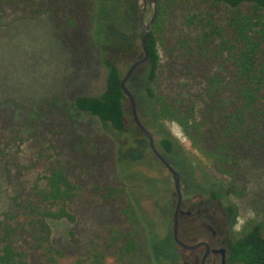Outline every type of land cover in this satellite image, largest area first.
Masks as SVG:
<instances>
[{"label": "trees", "instance_id": "trees-1", "mask_svg": "<svg viewBox=\"0 0 264 264\" xmlns=\"http://www.w3.org/2000/svg\"><path fill=\"white\" fill-rule=\"evenodd\" d=\"M99 1L56 0L50 9L43 4L31 11L36 17L52 10L63 20L59 28L83 31L102 49L107 68L105 91L97 96L77 95L72 106L79 113L98 118L105 127L103 131L93 128L80 141V148L91 154L88 158L74 161L69 155L71 159L62 163L51 151L61 142L40 130L44 116L54 114L52 103L41 100L27 105L12 100L26 113L22 117L0 108V158L11 190L10 209L0 214V264H60L66 254L53 244L50 220L76 221L71 208L81 187L80 177L105 161L112 163L117 176L102 186V202L122 199L126 220L142 223L119 167L120 135L128 133L130 125L125 105L128 99L121 85L124 76L95 33L102 10L109 12L106 19L119 33L118 25L113 26L109 18L114 9H131V1L119 0L122 3L116 6L102 4L104 7ZM28 2L0 0L2 5L24 9ZM147 2L154 4L156 0ZM157 4L146 42L150 57L141 93L148 101L147 113L153 123L144 116L141 120L161 135L156 142L160 151L174 158L187 176H197L198 165L166 129L167 121L176 122L213 169L224 176L226 190L220 195L213 190L212 196L243 197L249 170L264 173V0H157ZM176 83L179 88L173 86ZM26 146L32 151L30 157L23 152ZM67 149L63 147L62 152ZM35 171L34 181L26 179ZM254 209L262 222L250 220L230 237V264H264V202L255 203ZM227 211L233 215L234 206ZM107 231L101 244L73 264H117L109 263L108 257L122 260L138 251L132 229L121 230L110 223ZM70 234L75 240L74 232Z\"/></svg>", "mask_w": 264, "mask_h": 264}, {"label": "rangeland", "instance_id": "rangeland-1", "mask_svg": "<svg viewBox=\"0 0 264 264\" xmlns=\"http://www.w3.org/2000/svg\"><path fill=\"white\" fill-rule=\"evenodd\" d=\"M55 1L29 0L25 9L22 6L0 4V108L10 109L17 117H22L26 113L23 114L15 107L12 100L27 105H35L41 100L52 103L54 114L44 116L40 130L61 142L60 147L51 151L56 161L59 159L66 163L71 159L69 155L74 157V161L88 158L91 154H88L85 148H80V141L85 139L93 128L103 131L105 127L98 118L77 112L72 103L80 94L101 95L106 89L107 68L102 60V49L92 43L85 32L59 28L57 25L63 23V20L56 18L52 10L36 17L31 12L43 4L50 6V9L57 3ZM129 1L131 9H114L109 18L112 25H118L119 33L109 25L106 19L109 12L106 10L101 11L99 25L95 31L100 38L99 43L102 47L104 45L105 52L115 60L123 76L130 65L143 55L139 18L143 1ZM119 2L121 1H99L101 7H104L102 4L116 6ZM153 14L154 4L148 2L143 22L148 23ZM112 36L115 39L118 37L117 41L112 38L111 42ZM146 69L147 63L141 65L129 79L128 86L139 96L135 98L140 118L144 116L146 121L152 124L153 119L147 113L148 101L141 94L146 85ZM173 86L179 88L180 84ZM125 105L130 125L129 132L120 135L119 143L122 144L121 148L117 147L121 152L119 167L142 223L137 225L126 220L123 212L125 203L122 199L111 204L102 202V186L108 179L115 181L117 176L110 161L102 162L80 177L81 187L71 208L76 215V221L70 223L59 219L50 220L53 244L66 254L60 264H73L86 257L97 243L103 242L110 223H116L121 230L132 229L138 251L122 260L109 256V263L187 264L188 259L195 263L199 257L194 252L178 246L173 237L176 192L172 175L151 155L153 153L148 139L135 124L129 100ZM145 126L154 134L156 142L160 140L161 135L155 134L153 127ZM165 126L192 156L199 169L197 176H187L174 158L163 153L181 173L184 210L194 206L191 216L180 217L179 236L183 241L196 243L208 236L204 227L197 223L205 214L211 217V220L206 221L218 231L222 228L216 220L221 219L222 223H225L223 229L227 227L232 237H235L248 221L262 222L261 216L255 213L254 205L264 202L263 172L249 170L247 192L243 197L229 194L215 199L212 196L213 190L219 195L226 190L224 176L213 169L210 161L192 145L176 122L167 121ZM52 131L57 132L53 134ZM63 147L68 148L65 154L62 152ZM148 151L151 154H147ZM23 152L25 157L32 155L27 146ZM36 176V171L31 172L26 179L34 181ZM10 196L11 190L0 158V214L10 209ZM231 205L234 206V214L227 218V209ZM104 222H108V225L105 226ZM70 231L74 232L75 240Z\"/></svg>", "mask_w": 264, "mask_h": 264}, {"label": "water", "instance_id": "water-1", "mask_svg": "<svg viewBox=\"0 0 264 264\" xmlns=\"http://www.w3.org/2000/svg\"><path fill=\"white\" fill-rule=\"evenodd\" d=\"M143 1V7L139 13V18L141 21V46H142V51L143 55L134 61L129 69L127 70L125 76L122 79V89L127 97V99L130 102L131 105V110H132V116L135 121V124L137 127L140 129V131L144 134V136L148 139L150 149L154 156L160 161L162 165L169 171V173L172 175L173 181H174V186H175V192H176V204L174 208V213H173V237L175 240V243L180 246L183 249L187 250H195L198 249L202 246L206 247V252L203 255L200 264H205L207 256L209 255L210 251V245L206 241H199L194 244L187 243L183 241L180 236H179V231H180V214L182 213V203H183V191H182V176L179 170H177L171 163L170 161L165 157V155L160 151V149L157 146L156 139L154 134L144 125L142 122L139 112H138V107H137V101L136 98L131 91V89L128 86V81L132 77V75L135 73V71L143 64L147 63L149 61V52L147 49V38L149 35L150 30L153 27V24L155 22L157 12H158V4L157 0L154 3V14L152 18L149 20L148 23H144V16L147 11V5L148 2L147 0H142ZM223 264H225V259H223Z\"/></svg>", "mask_w": 264, "mask_h": 264}, {"label": "flooded vegetation", "instance_id": "flooded-vegetation-1", "mask_svg": "<svg viewBox=\"0 0 264 264\" xmlns=\"http://www.w3.org/2000/svg\"><path fill=\"white\" fill-rule=\"evenodd\" d=\"M193 208L194 206H191L188 208V210H184L183 205H182V213L180 214V217L191 216L193 214L192 212ZM227 215H228L227 218L231 217L230 213H228ZM206 220H211V217L205 214L204 218L199 219V221L197 222L200 226L204 227V229L208 233V236H206L205 239L200 240V241H206L210 245L209 255L207 256L205 264H223V259H225V264H230L229 258H228V250H229V239L232 236H231L229 229H227V227L225 228V230L223 229L225 226V223H222V220L219 218L217 220L215 219L218 225L222 228V230H219V231L214 229L212 225H210L208 221ZM190 244H194V243H190ZM206 250L207 249L205 246H202L195 250H189V251L194 252V254H196L199 258H198V261L196 260L195 263L194 261H191V259H188V262L186 261V263L187 264H200L201 259L203 255L205 254Z\"/></svg>", "mask_w": 264, "mask_h": 264}]
</instances>
